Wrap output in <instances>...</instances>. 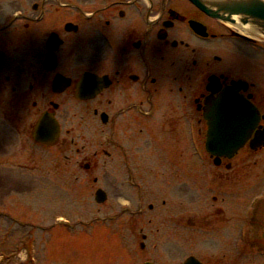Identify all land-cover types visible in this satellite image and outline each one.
I'll list each match as a JSON object with an SVG mask.
<instances>
[{
    "label": "flooded vegetation",
    "instance_id": "flooded-vegetation-1",
    "mask_svg": "<svg viewBox=\"0 0 264 264\" xmlns=\"http://www.w3.org/2000/svg\"><path fill=\"white\" fill-rule=\"evenodd\" d=\"M18 1L0 0V93L37 110L36 119L49 111L61 122L60 111L74 110L62 115L77 133L57 146L63 154L74 147L67 169L78 186L96 188L95 173L109 181L106 212L91 220L98 223L91 235L104 230L114 244L108 262L160 264V248L171 253L193 227L264 253V70L238 91L259 117L244 143L231 159L205 148L212 100L244 80L234 70L240 43H255L187 0ZM33 126L31 118L30 135ZM157 216L168 230L152 224ZM129 238L148 243L139 244L141 255L131 253Z\"/></svg>",
    "mask_w": 264,
    "mask_h": 264
},
{
    "label": "rangeland",
    "instance_id": "rangeland-1",
    "mask_svg": "<svg viewBox=\"0 0 264 264\" xmlns=\"http://www.w3.org/2000/svg\"><path fill=\"white\" fill-rule=\"evenodd\" d=\"M20 2L22 0L18 1V4ZM4 5L10 4L6 2ZM242 44L240 43V53L238 54L244 56V54L248 53V50H253L256 53L255 59H257L255 67L259 70H264V59H262L264 50H257ZM260 45L264 46L262 43ZM238 67L246 71L254 69L252 62H245V60L240 61ZM11 98L12 95L0 93V234L2 235V239H0V250H2L0 251V257H2L0 258V264H15V260L18 261H16L18 264H27L25 262L26 254L23 251L25 245L32 246L28 252L29 257H34V261L31 264H46V261L48 262L47 264H77L79 252L75 248L77 246L75 241L71 238L76 235V232L68 233L64 228L58 230L56 227L53 231L59 237L58 244H52L53 239L50 240L49 236L52 238L53 234L50 235L49 232L47 233L48 239L46 242L52 247L51 249H47V247L44 249L41 246V239L42 237L46 238V231H43L42 227L47 224H53L52 222L57 217H65L74 221L75 217L81 213L83 214L82 218L89 221L88 214L93 213L95 209L92 204L93 200H91L92 189L86 186L85 189L87 190L77 191L75 188L72 190L73 185L69 186V182H74V169L70 170L74 171L72 173L68 171L70 174L63 173L60 175L61 179L58 176L56 177V174L54 175L57 167L62 168L63 166L74 165L75 162L72 157L74 156L72 155L74 150H71V153L66 151L64 155L70 157L71 160L64 159L63 161L62 154L58 155L57 148L49 150L45 147H39L30 139L28 140L26 135L28 125L31 118L32 120L35 119L30 115L33 112L35 113V111L29 107H14L15 102L10 104L11 107H5V102H8V100L15 101V99ZM72 113H74L73 109H64L59 112V115L61 114L60 117L63 119V121L61 120L62 139L69 140L71 136L77 133L78 129L75 131L71 129L74 125L66 119V117H71ZM62 114H65L66 117ZM67 130L71 131L70 134L66 133ZM85 131L87 132V130ZM88 155L91 156L92 152L88 153ZM100 159L103 161V158L100 157ZM102 161L99 162V165H103ZM23 171L26 174H23ZM49 174L52 175V179H47L46 176H49ZM94 175L101 177L100 185L102 187L108 186L109 181L107 182L105 173H95ZM56 180H58V184L55 183L57 182ZM61 182L64 184H61ZM105 212V207H103L101 213L104 214ZM3 213L22 223L17 225L9 223L8 219L4 218ZM206 213H210L209 210ZM162 218L157 216L154 219L155 221H152V224L155 225L156 229L160 228L161 231H166L168 230L169 222L167 220L163 221ZM94 219L96 218L94 217L92 220L94 221ZM161 221L165 224V227L162 226ZM103 223L105 226L108 224L105 221ZM76 230L78 229L76 228ZM83 230L87 231V229ZM192 231L185 237L189 240L185 241V239H182V244L178 245L176 249H171V253L168 248L164 250L160 246V264H179L187 257L194 255L207 264H213L218 260L222 264H264L263 258L253 255L249 256V254L242 253L239 248H235L234 237H220L217 235L208 237L203 233ZM28 239H30L31 245L27 242ZM139 240L138 238L137 240L130 239L131 249L136 254L135 256L141 255L136 245ZM159 240L163 241V239ZM161 241L159 242L162 243ZM93 243L96 247L97 245L99 247L108 245V241L105 239L98 242L93 241ZM84 245L87 246L89 244L85 243ZM47 250H49V253L46 255L45 252ZM18 253H20L19 256ZM143 254L147 256L145 253ZM88 262L87 264H101L100 262H94L93 259ZM78 264H82V262ZM122 264L124 263L122 262Z\"/></svg>",
    "mask_w": 264,
    "mask_h": 264
},
{
    "label": "water",
    "instance_id": "water-1",
    "mask_svg": "<svg viewBox=\"0 0 264 264\" xmlns=\"http://www.w3.org/2000/svg\"><path fill=\"white\" fill-rule=\"evenodd\" d=\"M194 5L202 9L208 15L220 19L224 22L230 23L234 26L241 28L242 30L264 39V0H189ZM236 98L232 92L226 93L224 115L225 120L223 124L210 125L216 130L218 127L224 126L226 130H229L227 135L224 136V144L227 146L233 144V132H230L235 123L233 117V107L227 105V103L235 102ZM243 107L245 105L242 104ZM235 116V114H234ZM217 122V121H216ZM57 134L56 128L49 127L45 122V118L38 123L36 129L35 140L43 143H51L55 140ZM210 138H217V132H210ZM211 141V140H210ZM217 140L211 142L214 144ZM238 146V144H236ZM100 193V192H98ZM103 200V197H101ZM97 201L100 202L99 197ZM184 264H198L193 259H188Z\"/></svg>",
    "mask_w": 264,
    "mask_h": 264
}]
</instances>
